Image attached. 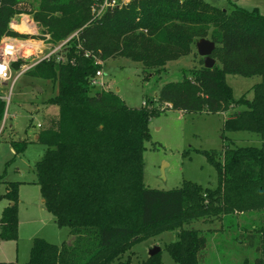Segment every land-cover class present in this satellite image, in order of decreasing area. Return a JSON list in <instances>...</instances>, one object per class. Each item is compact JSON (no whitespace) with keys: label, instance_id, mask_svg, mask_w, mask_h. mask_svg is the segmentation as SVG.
<instances>
[{"label":"trees","instance_id":"obj_1","mask_svg":"<svg viewBox=\"0 0 264 264\" xmlns=\"http://www.w3.org/2000/svg\"><path fill=\"white\" fill-rule=\"evenodd\" d=\"M103 1L0 0V42L18 36L9 23L20 14L31 15L41 36L53 42L72 36L61 52L28 71L58 85L45 101L58 112L38 132L37 141L47 149L36 175L45 206L72 238L61 245L36 239L27 264H133L129 254L137 243L167 231L177 235L166 245L175 264H202L208 238L193 222L219 216L229 228L238 226L236 213L264 211V148L204 151L218 172L214 188L188 180L170 190L151 188L144 181L150 118L166 110L229 112L225 131L263 135L264 82L253 86L252 98H235L227 75L264 76V14L205 0H130L97 15L93 8ZM202 38L216 44L215 66L205 67L201 57V66L183 69L180 80L163 84L156 100L140 107L90 84L111 58L139 63L147 79L159 75ZM26 63L20 59L13 66ZM5 111L0 98V127ZM10 143L21 154L29 141ZM18 184L8 183L2 196L14 204L0 218L1 240L18 238ZM243 229L251 232L235 239L254 248L257 258L242 264H264V224ZM161 251L140 264H164Z\"/></svg>","mask_w":264,"mask_h":264},{"label":"rangeland","instance_id":"obj_2","mask_svg":"<svg viewBox=\"0 0 264 264\" xmlns=\"http://www.w3.org/2000/svg\"><path fill=\"white\" fill-rule=\"evenodd\" d=\"M205 1L218 7H231V4H235L248 10L264 5V0ZM11 23L19 26V31L11 29L18 36L5 37L15 38L25 44L22 53L30 56L27 64L34 63L38 56H42L41 50L45 52V48L59 43L42 37L31 15H16ZM27 41L31 42L32 47ZM201 64V56L195 47L190 55L170 61L161 74L149 79L139 63L126 58H111L102 65V69L105 71L104 79L109 90L115 91L129 106L140 107L147 99L156 100L163 84L180 80L183 69L199 67ZM17 73L18 71L14 72L13 77ZM227 82L233 88L235 98L243 95L252 98L253 86L264 82V76L229 74ZM57 91V83L33 77L28 72L20 75L12 90L11 82L0 86V97L10 98L6 126L0 135V206L8 201L2 198L7 191V184L19 183L18 238L7 241L0 239V264H27L36 239L61 245L72 238L70 228L59 227L54 215L45 206L36 175V164L42 159L47 147L41 142H34V131L37 124L43 123L45 119V101ZM52 109L55 114L58 112L57 106L52 105ZM229 114L183 113L178 110L153 114L149 123L151 138L146 142L144 153L146 185L170 190L180 187L183 181L188 180L214 188L218 185V172L204 151H221L226 145L264 148V134L225 131L224 122ZM10 131H14V135ZM11 138L29 141L21 155L12 149ZM234 219H238V226L232 225L229 228L226 226V218L219 216L192 223L208 238L205 261L202 264H242L246 259L254 261L257 258L256 250L248 247L245 241L236 240L235 236L251 232L244 231V226L250 229L254 225H263L264 211L236 213ZM176 239V231H167L137 243L129 254L131 262L140 264L149 257L150 250L158 246L162 250L163 263L175 264L166 245Z\"/></svg>","mask_w":264,"mask_h":264},{"label":"built area","instance_id":"obj_3","mask_svg":"<svg viewBox=\"0 0 264 264\" xmlns=\"http://www.w3.org/2000/svg\"><path fill=\"white\" fill-rule=\"evenodd\" d=\"M130 0H104L102 4H100L97 7L93 8V11L96 12V14H101L107 7H120L123 4L129 2ZM76 34V33H75ZM72 36L68 37L67 39L59 42L58 44L51 45L44 50H41L42 56H38L37 60L32 63V64H22L19 69H15L13 64L17 62L20 59H28L30 56H27L22 53V50L25 46V44H22L19 40L11 37H5L2 39L0 42V64L7 63L8 64V69H7V78H0V86L3 85H8L11 82V90L13 85H15L16 80L20 77V75L28 72L31 68H33L36 64L41 62L42 60H49L51 59L54 55L58 54L59 52L64 49L65 45L68 43V41L71 39ZM44 38L51 39L49 35H45ZM29 44L31 42L27 41ZM11 45L13 48V52L9 54H5V48ZM32 47V44H30ZM88 56V54H86ZM104 64V63H103ZM18 71L17 75L14 76V72ZM90 84L93 88L98 89V90H108L109 86L106 83L104 79V71L102 68L96 71V74L94 77L91 78ZM2 98V97H0ZM6 103V111L4 115V119L0 128V133L5 128L6 125V120H7V108L10 103V98H2ZM40 125V124H39Z\"/></svg>","mask_w":264,"mask_h":264},{"label":"water","instance_id":"obj_4","mask_svg":"<svg viewBox=\"0 0 264 264\" xmlns=\"http://www.w3.org/2000/svg\"><path fill=\"white\" fill-rule=\"evenodd\" d=\"M196 48H197L198 54L204 58V66L207 68L214 67L216 64V60L212 57V53L214 52L216 48L215 42L207 38H202L197 41ZM43 201L45 200L43 199ZM13 204L14 203H12L11 205ZM160 250H161L160 247L158 246L154 247L153 249L150 250L149 256H153L159 253Z\"/></svg>","mask_w":264,"mask_h":264},{"label":"crops","instance_id":"obj_5","mask_svg":"<svg viewBox=\"0 0 264 264\" xmlns=\"http://www.w3.org/2000/svg\"><path fill=\"white\" fill-rule=\"evenodd\" d=\"M263 3V2H262ZM261 6H256V7H254V8H258L259 9V11L262 13V14H264V5L263 4H260ZM104 65V64H103ZM103 68V67H102ZM104 76H105V71H104ZM45 105V107H46V111H45V119H44V121H43V123H38L37 124V127H36V129H35V131H34V142L35 141H37L38 140V132L41 130V129H43V128H45L49 123H48V121L50 120V118L52 117V116H55L56 114L53 112V109H52V105H47V104H44ZM40 124V125H39ZM6 126V125H5ZM31 126V125H30ZM11 128V127H10ZM10 133H11V135L13 134L14 135V131H10ZM0 135H1V133H0ZM12 149H13V147H12ZM15 151V150H14ZM21 155V154H20ZM2 195V194H1ZM44 202V201H43ZM8 205H11V203L9 202V201H6L3 205H1L0 206V210H2V213H3V210H4V208L5 207H7ZM0 218H1V216H0Z\"/></svg>","mask_w":264,"mask_h":264},{"label":"clouds","instance_id":"obj_6","mask_svg":"<svg viewBox=\"0 0 264 264\" xmlns=\"http://www.w3.org/2000/svg\"><path fill=\"white\" fill-rule=\"evenodd\" d=\"M9 28L15 29L17 31L20 30L18 25L13 24L11 22L9 23ZM12 52H13L12 46L8 45L5 48V54L7 55V54L12 53ZM7 69H8V64L7 63L0 64V78H7Z\"/></svg>","mask_w":264,"mask_h":264},{"label":"bare ground","instance_id":"obj_7","mask_svg":"<svg viewBox=\"0 0 264 264\" xmlns=\"http://www.w3.org/2000/svg\"><path fill=\"white\" fill-rule=\"evenodd\" d=\"M29 27V26H28ZM31 28V27H30ZM28 32H31V31H28Z\"/></svg>","mask_w":264,"mask_h":264}]
</instances>
